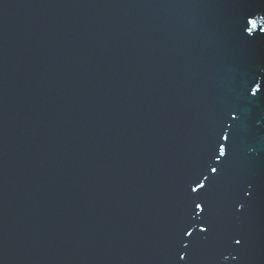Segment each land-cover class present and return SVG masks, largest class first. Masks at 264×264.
<instances>
[{"label": "water", "instance_id": "obj_1", "mask_svg": "<svg viewBox=\"0 0 264 264\" xmlns=\"http://www.w3.org/2000/svg\"><path fill=\"white\" fill-rule=\"evenodd\" d=\"M0 264H264V0H0Z\"/></svg>", "mask_w": 264, "mask_h": 264}, {"label": "snow or ice", "instance_id": "obj_2", "mask_svg": "<svg viewBox=\"0 0 264 264\" xmlns=\"http://www.w3.org/2000/svg\"><path fill=\"white\" fill-rule=\"evenodd\" d=\"M247 23L252 26L251 29L248 30V34L251 35L252 34V31L251 30L253 28H256V23H255L254 20H247ZM258 92H260V85H259V83H257V85L255 87L251 88V93L250 94H251L252 97H255ZM228 115L230 116V118H231L232 121H235L237 119V114L234 111L233 112H229ZM221 135H222L221 133H217L214 144L210 145V147H209V151L211 153L210 159L211 158H215V160L217 161V165H219V163H220V157L226 156L225 145L220 142ZM222 139L224 141H227L229 139V137H228V135L223 134L222 135ZM217 151L219 153L218 155H217ZM210 170H211V172L213 174H216L217 173V166H211V169ZM223 172H224V169L221 168L220 169V173L223 174ZM205 179H207V177H205ZM192 183H196V179H194L192 181ZM190 187H191V185H190ZM202 188H204V184L203 183H197L195 187H191V192H194L195 193V192L198 191V189H202ZM192 199H193V204L195 205L194 212H195L196 215H199V212H197L196 210L199 209L200 212H202L204 209L201 207V203L200 202H197V200H196L195 197L192 198ZM200 231L201 232H206L207 229L206 228H200ZM187 234L190 236L192 233L191 232H188ZM180 243L183 244V241H180ZM235 243L237 245H239L241 243L240 239H235ZM187 246H188L187 244H183V247L186 248ZM180 259L183 260L184 259V256L181 255L180 256Z\"/></svg>", "mask_w": 264, "mask_h": 264}]
</instances>
